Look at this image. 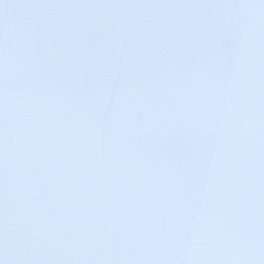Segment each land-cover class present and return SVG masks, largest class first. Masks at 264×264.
Here are the masks:
<instances>
[{
    "label": "snow or ice",
    "instance_id": "6c2138e0",
    "mask_svg": "<svg viewBox=\"0 0 264 264\" xmlns=\"http://www.w3.org/2000/svg\"><path fill=\"white\" fill-rule=\"evenodd\" d=\"M0 264H264V0H0Z\"/></svg>",
    "mask_w": 264,
    "mask_h": 264
}]
</instances>
